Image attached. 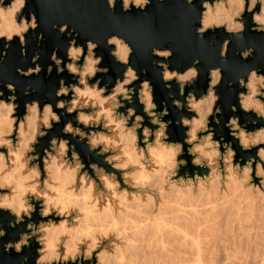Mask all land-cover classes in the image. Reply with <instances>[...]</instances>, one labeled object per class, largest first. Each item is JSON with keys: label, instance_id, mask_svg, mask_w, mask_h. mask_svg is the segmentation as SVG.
I'll return each mask as SVG.
<instances>
[{"label": "clouds", "instance_id": "1", "mask_svg": "<svg viewBox=\"0 0 264 264\" xmlns=\"http://www.w3.org/2000/svg\"><path fill=\"white\" fill-rule=\"evenodd\" d=\"M27 2L0 0V40L8 48L18 38L22 55H26L27 34L39 27L34 12L23 14ZM152 2L122 0V10L144 11ZM185 2L194 7V0ZM200 3L196 33L201 38L221 28L242 37L248 27L246 14L251 16V30L264 33V0ZM107 5L114 11L117 0H107ZM58 27L61 34L71 35L67 24ZM38 39L43 40V34ZM230 43L225 39L221 44L222 59L227 58ZM107 45L114 46L111 56L126 66L123 78L110 91L100 79L90 82L109 71L99 67L103 57L96 55V42L86 41L85 54L84 46L72 39L66 51L69 62L56 51L50 58L58 73L67 70L77 80L66 84L61 79L55 93L57 98L71 94L70 99H57L55 109L75 114L76 123L68 120L62 132L86 143L88 151L108 167L86 164L76 143L60 136H53L41 155L37 146L61 122V114L53 104L41 107L34 99L25 102L24 114L18 115L15 85H5L12 95L0 98V211L14 217L9 221L12 228L27 223L18 240L4 244V251L20 254L35 241V264H264V127L249 131L239 116L229 117L225 127L241 152L255 149L254 155L238 158L232 141L222 135L215 138L211 126L210 118L222 114L216 91L223 79L221 68L209 69L205 94L197 98L189 91L185 96L186 87L199 77L200 61L180 72L164 62L172 57L171 49L153 48L152 54L163 58L154 63L162 69L165 86L171 89L170 82L175 81L185 97L173 99V105L194 113L176 121L186 129L183 141L172 140L168 132L172 121L164 119L168 108L157 111L149 80L141 82L138 101L152 127L134 106L120 111L125 102L133 103L137 89L132 85L140 77L130 64L133 49L125 39L112 35ZM254 51L249 47L239 55L247 60ZM39 58L35 54V67L17 72L39 75ZM52 71L49 65L48 74ZM238 83L246 89L238 93L239 109L264 120V73L252 68ZM4 95L0 90V97ZM231 111L235 113L237 107L233 105ZM220 123L216 118L215 124ZM37 213L38 222L33 219ZM5 235L0 228V237Z\"/></svg>", "mask_w": 264, "mask_h": 264}, {"label": "water", "instance_id": "2", "mask_svg": "<svg viewBox=\"0 0 264 264\" xmlns=\"http://www.w3.org/2000/svg\"><path fill=\"white\" fill-rule=\"evenodd\" d=\"M9 2V0H6ZM202 11L200 0H194V7L186 4L185 0H153V2L144 10L140 11L132 8L129 12L122 10V0H117L115 10H110L107 0H28L23 14L27 16L34 12L39 27L36 30H30L26 36V55L21 54V45L18 38H14L10 47H4V41L0 40V90L5 95L0 97L7 99L12 95L5 87L6 84L15 85L17 96L16 103L19 105L17 114L22 116L25 112V102L39 100L41 107L44 103H51L62 119L59 124H55L48 135L41 139L37 150L43 155L44 148L48 147L49 141L53 136H60L76 143L77 151L84 162H98L104 167L103 160L97 157L95 153L88 151L86 143H77L71 136H65L62 132L64 123L72 120L75 124V114H67L64 110L55 109L57 99H70L69 97L57 98L55 93L59 88V81L64 79L66 84L77 82L67 70L58 73L54 62L51 60L53 51L57 52L59 58L65 63L69 62L66 51L72 39L77 44L84 46L86 54V41L92 40L99 46L95 49L97 56H102L103 60L99 67H106L109 71L98 73L95 79L101 80V86H107L109 91L115 85V81L123 78L125 70L124 65L118 63L111 56L114 46L107 45V38L112 35H118L132 47L133 52L130 57L131 66L136 69L140 79L135 81L132 87L137 89V95L133 97L131 105L125 102L126 107L120 111H126L127 107H135L137 114L145 116V124L152 127L146 114L143 112V106L138 101V90L143 80H149L153 87L154 102L157 104V111H162L166 106L169 115L164 117L165 121H172L169 125V135L174 141H183L186 129L179 126L176 121L180 116L191 117L194 113L187 112L186 109L179 110L173 103V99L184 101L185 97L180 96L179 86L175 81L170 82L171 89L167 88L162 80L160 69L155 61H161L163 58L152 54L153 48L171 49L172 57L164 61L169 64L170 69L180 72L185 71L192 66L194 60H199L196 65L200 74L194 84L185 89V96L192 91L199 98L205 94L209 84L208 71L210 68L219 67L222 70L223 79L216 91L220 96L218 106L222 109V114L218 117L210 118L211 126L216 132V137L222 135L225 141H232L239 156L254 155L255 149L251 153L241 152L238 142L230 136V130L225 127L229 117L236 115L240 117V123L249 131L259 127H264V120H257L253 113H244L239 109L238 93L246 91L239 86L238 79L247 76L252 68H257L264 73V33L252 31L253 24L251 16L245 15L248 27L242 37L230 36L221 28L216 31L209 30L201 38L196 33V28L200 26L199 18ZM67 24L68 32L61 34L60 25ZM56 25L57 27H53ZM43 34V40L38 39ZM225 39L231 41L226 59L220 57V46ZM254 48L255 51L244 60L239 53L246 48ZM6 55H3L4 53ZM39 53L37 63L42 71L39 75L22 76L17 69L27 70L29 67H35L32 58ZM83 61L81 60L80 63ZM51 65L53 71L48 74L47 68ZM230 82H232L230 84ZM29 91L25 95V90ZM235 105L237 111L233 113L231 107ZM219 118L221 123L215 124V119ZM256 121V123H253ZM189 159L190 157L185 156ZM189 170L191 165L189 163ZM33 219L39 221L40 217L34 214ZM14 220L7 212L0 211V228L6 231L4 237H0V264H35L37 257L36 249L38 247L35 241L31 242L30 247H25L23 252L17 254L15 250L4 251V244L19 239V233L26 231V223L18 225L16 228L9 226V221ZM24 257H28L27 261Z\"/></svg>", "mask_w": 264, "mask_h": 264}]
</instances>
